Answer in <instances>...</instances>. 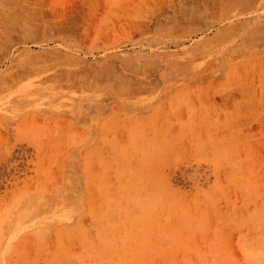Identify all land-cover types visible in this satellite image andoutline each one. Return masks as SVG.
<instances>
[{
	"label": "rangeland",
	"instance_id": "374dc122",
	"mask_svg": "<svg viewBox=\"0 0 264 264\" xmlns=\"http://www.w3.org/2000/svg\"><path fill=\"white\" fill-rule=\"evenodd\" d=\"M0 264H264V0H0Z\"/></svg>",
	"mask_w": 264,
	"mask_h": 264
}]
</instances>
